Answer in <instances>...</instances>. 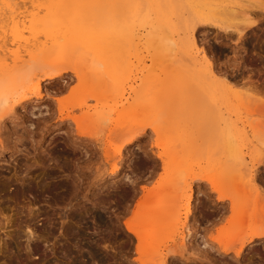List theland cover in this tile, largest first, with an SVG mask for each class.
Masks as SVG:
<instances>
[{
    "label": "rangeland",
    "instance_id": "374dc122",
    "mask_svg": "<svg viewBox=\"0 0 264 264\" xmlns=\"http://www.w3.org/2000/svg\"><path fill=\"white\" fill-rule=\"evenodd\" d=\"M173 1L139 0V28L136 18L132 19L133 24L130 23L132 17L126 18L129 22L125 24V33H129V39L125 36L127 41L124 40L121 50L114 54L116 60L111 57L115 62L112 63L114 74L111 70L104 71L106 74H97L96 79L90 66L92 80L85 70L94 57L90 51L83 50L84 53L68 46L67 52L63 49L61 53L62 48L53 41L48 40V44L53 45L44 43L47 57L52 58L60 51L66 73L56 81L58 84L43 81L42 99L34 95L27 97L22 104L15 105V114L2 123L0 218L3 219L0 220L9 218L11 221L6 229H0V264H141L139 257L148 260L149 252L139 255L137 239L125 226L126 220L136 223L139 203L156 207L177 203L180 205L178 219L183 221L175 231L176 243L180 241V230L186 228L192 232L186 240L185 256L174 254L166 264H203L201 259L219 264L218 252L214 246L210 248L212 238L228 241L244 232L264 231V219L263 222L256 221V218L262 219L260 215L264 217L263 214L246 224L239 223L236 218L233 220L228 209L224 217L217 216L219 214L214 212L222 210L220 208L228 201L223 205L219 203L217 192L206 182L208 177L216 183L223 169L217 163L222 144L210 122L222 112L232 120H238L233 106L229 105H237L245 90L255 97L252 104L264 107V18L257 17L256 25L243 36L232 30L223 32L215 26L224 15L221 18L211 15L206 23L202 26L197 23L192 31L195 20L199 19L193 17L191 0ZM29 5H25V12L21 9L24 13L21 15L26 13L27 18L32 12ZM194 9L202 12V7ZM10 26L8 21L0 23V58L5 50L13 47ZM191 34L195 48L187 40ZM39 39L42 41L44 37ZM77 51L79 53L75 54ZM108 60L106 63L111 67ZM206 62L216 71L214 78L208 72ZM94 63L102 69L101 63ZM84 64L86 77L83 81L72 67L79 66L83 70ZM178 79L182 84L186 80L185 86L189 84L186 89L183 86L184 90L198 93L197 96L203 94L200 97L203 99L200 108L203 116L196 115L199 97L189 102L185 109L181 108L182 111L180 108H174L176 112L174 109L154 110L157 99L168 91L178 90L177 86L181 84ZM162 88L165 89L163 93L160 92ZM213 91L218 96L229 95L232 101L227 104L215 99ZM92 92L94 96H91ZM84 93L90 95L88 108H69L70 111L74 109L73 115L78 117L80 127H77L76 119L65 120L60 116L59 107L69 106L72 101L80 102L88 95ZM114 95L116 98H112ZM97 96H103L105 100L99 97L98 102ZM243 105L241 111H245ZM244 115H240L238 128L248 121ZM158 122H169L164 127L165 133H160L161 129L153 131L152 127ZM131 132L136 134L135 138ZM171 149L179 152L175 159L170 158ZM114 164L117 167L112 174ZM259 175L263 181H257L264 192L263 167ZM22 177L26 179L25 184L20 181ZM188 195L190 198L186 199ZM186 202L191 208L187 217L184 213ZM135 223L143 236L150 239L172 232L163 224ZM26 224L34 235L26 234ZM186 230L183 232L187 233ZM5 232L9 237L4 235ZM192 253L199 256V260H187ZM232 256L231 253L222 257L224 264H264V237L245 246L239 258Z\"/></svg>",
    "mask_w": 264,
    "mask_h": 264
},
{
    "label": "bare ground",
    "instance_id": "6f19581e",
    "mask_svg": "<svg viewBox=\"0 0 264 264\" xmlns=\"http://www.w3.org/2000/svg\"><path fill=\"white\" fill-rule=\"evenodd\" d=\"M0 1L2 3V7L0 8V23L5 21L10 22L11 26L9 27V33L13 40V44H12L13 47L8 50H5V52L3 53V57L0 58V135H2L1 131H3L2 129H4L2 127V123H4L3 121L9 118L12 114H15L14 113L16 111L15 105L17 104L20 105V103L22 104L25 100H27V97L29 98L31 97V95H34L38 99L39 97L40 99H42L41 98L43 97L41 92L42 82L47 81L48 83H52V82L56 83L58 79L63 78L65 76L66 70L64 65H62L63 61L60 58L61 56L60 54L63 53L62 52L63 49L68 48V46L71 49L72 46V48L75 50L80 49L82 51L85 50L86 52L90 51V53L94 55V57H92L93 59L90 58L91 61L90 64H88L89 67L86 66L85 69V65L87 64L86 63L84 64L83 70L79 68V66L72 67V70L73 72H75L76 76L79 79H83L86 77V73L84 69L86 71L88 70L87 71L88 72L87 76H88L90 70H92V69L89 70L91 66V68L94 69V71L91 73L92 74L94 73L93 75L95 76H93L90 73V78L92 75L97 79V74L104 73V71L109 72V70H111L112 72V73L110 72L111 74L115 73V71H112L113 69L112 63L113 65L115 64V62H113L115 59L114 54H117L121 50L124 40L127 41L129 39V38L127 39L129 33L127 35L125 33L126 32L125 30L127 29L125 24L128 21L126 20V18L128 17L127 19H129L132 17L130 23H132L133 18H136L135 22L137 23V26L139 28V0H0ZM27 1L28 3H30V5L27 3ZM189 3L191 4L192 7V13H194L193 17L199 19V20H195L191 29L192 31L195 29L197 23H201V26L203 25V23H206V21L209 19V16L216 15V17L221 18L224 15L223 17L225 18L222 17V19L223 20L226 19V20L225 21L220 20L221 22H217L218 25L215 26H217L218 29L220 30L222 29L223 32L228 33L229 31L232 30L238 36H243L248 30H250L256 25L255 19L257 17H259V19L260 17L264 18V0H191ZM25 5L27 6L29 5L30 7L32 6L31 8L32 12L29 14L28 18H27L28 15H26V13H25L26 16L21 15L23 13L21 9L22 8L25 9ZM195 7H202V12L195 10L194 9ZM25 11L26 9L24 10V12ZM218 13L220 16L217 15ZM188 33L190 32L188 31ZM41 36H43L45 39V40L43 39L44 41L42 40L43 42L39 39L41 38ZM125 36L127 40L125 39ZM164 39L166 40V38H163V40ZM48 40L53 41L55 45H57V47L60 46L62 48V49L59 48L60 51L62 50L61 53L59 51V53L57 55L55 54V56L53 55L52 58L47 57L44 52V47L47 46V45L44 46V43L47 41L48 44ZM187 40L190 41L192 46L195 48L196 43L194 36L192 34L188 36ZM65 43L66 46L64 47ZM67 50L68 49H66V52ZM201 52L203 53L202 49ZM78 53L79 52L77 51L75 54ZM72 56H74V54ZM202 56L205 57V54L203 53ZM111 57L113 61H111ZM108 59H110L111 67L108 65L109 63L108 64L106 63L109 61ZM92 61L93 63L94 61H97L98 64L101 63L102 69H99L101 67L97 68L99 65L97 64L98 66H96L95 63L94 64L91 63ZM206 63H207L208 72L210 73L211 77L214 78L216 76L215 74L216 71L213 69V67H211V63L208 62ZM123 65L125 66V64ZM107 66H109L107 68L108 71L107 69H104ZM98 70H102L103 72ZM106 72L104 74H106ZM183 77L184 76H182L181 78ZM180 79L178 80L180 81ZM31 81L34 82L30 86H28L27 83ZM184 82L183 84L181 83V81L179 82L181 83L180 86L182 85V87H180L179 85H178L179 87L177 86L178 90L180 89L179 91L178 90L176 92L168 91L167 93L163 94V96L161 95L162 97L160 96L161 99L159 98V96H157V98L159 99H157L156 100L157 102H155L156 106L154 110L155 109L158 111L160 109L173 110L174 108H180L179 110H181V108L185 109V106L189 102L196 101V99L199 97L196 103L198 107L197 110L200 113L197 112L196 115L199 116L202 115V110H200V108H201V100L203 99L200 100V97H202L201 95L203 94L197 96L198 93L189 90H184L187 87H189L188 86L189 84L186 83L187 86H185ZM87 83L88 80L86 84ZM183 86H185L184 89ZM247 87L251 88L250 86ZM163 88L161 91L160 89L158 90L163 93V91L165 90ZM91 91L89 92L91 93ZM14 92H16V95H14L15 94ZM145 93L143 94L145 95ZM87 94L84 93V95ZM151 95L149 92V96ZM205 95H209V94H205ZM91 96H94V94ZM103 96L101 97L99 96L100 98L97 96L96 98L97 99L99 98L100 100L102 99L105 100V98H102ZM214 96L215 99L218 100L220 99L221 102L227 104L230 101H232L229 95L226 94L222 96H218V94L216 95L214 94ZM84 97L85 98H83V100L81 99L80 102L78 103H73L72 101L73 104L71 103V105L69 106L65 105L59 107L60 109L59 108L58 109L61 110L60 112H62L60 116L65 120L66 119L75 120L76 118L78 119V117L75 118V116L73 115L74 109L70 111L69 108H75V106H77L80 110L84 108H88L87 100L90 97V95L88 94L87 96ZM104 97L108 98L107 95H105ZM114 97L115 95L112 98ZM124 98L126 99V97ZM254 98L255 97H253L251 93L245 90V92L242 93V98H239V103L237 105H233V104L229 105V106H233L232 110H234L236 112V115H238V120L241 119L240 115L245 114L244 115V117L246 116L245 120L248 121L247 123L244 122L242 127L238 128V125H236L238 124V120H236L237 118L234 119L236 121L235 122L234 120L229 118L230 116L228 117L225 116L223 112L221 114L219 113L220 115H218V118L216 117L215 120L210 122V125L217 132V136L219 137L218 141H220V143L222 144V151L220 152V154L218 153L219 156L217 157V163H220L223 169L222 172H220V174L218 175L219 179L217 178L218 181L216 183L213 182L208 177L206 178V182L210 183L212 189H214L217 192V200L219 203L221 202L223 205L225 202L228 201L227 205H224L220 208L222 210L219 211L218 209V211L214 213H216V215L219 214L217 216L222 218L226 215V212L230 211L232 219L233 220H235V218L238 219L239 220L238 222L241 224L244 223L246 224V222H248L250 219H254L255 216L259 217L258 215L260 214L264 215V200H263L264 192L259 186L257 181V180L263 181V177H261L259 173L261 167L264 168V154L262 155V152L264 153V107H260V106L258 107V105L252 104L255 102ZM99 99L97 100L98 102L100 101ZM151 101H153V99ZM183 102L185 104H183ZM129 103L130 102H128V104ZM143 103L144 102H142V104ZM242 104H244L243 106L245 107L244 108L245 111L243 110L241 111ZM152 105L154 106V102ZM246 107H248L249 109H247ZM175 110L176 109H174V112H176ZM206 111L207 110H205V112ZM81 118L82 116L80 117V119ZM77 119L75 120L76 121L75 124L77 123V127L78 126L80 127V124H78L79 122H77ZM172 120L173 119H171V121ZM181 120L183 121V118ZM168 123L169 122H161V123L158 122V124L153 126L152 129L154 132H157L161 129L160 133H162V131L163 133H165L164 127H166ZM82 133L83 134L86 133L87 135L90 132H81V134ZM131 134L133 135V138L136 137L135 133L131 132ZM182 134L184 133H181V135ZM0 145L3 146L2 140H0ZM177 145H175L174 147H177ZM242 145L244 147H242ZM173 150L171 149V151H169L170 158L174 157L175 159L179 155L178 154L179 152L177 153L179 149L178 148L176 149L177 150L175 151L176 153L172 152ZM172 153L174 154L172 155ZM160 158L163 160L162 156H160ZM112 166H113L112 169L113 170L112 174H113L115 172L114 169L117 166L115 164ZM25 180L23 177L20 179L21 183L24 184H25ZM190 190L191 188H189V191ZM189 198L190 195L186 197V199ZM158 207L148 206L146 204L142 206L141 203L137 204L136 210L138 208L139 209L136 212L139 213L140 218L138 216V218L137 219L135 218L134 221H136L137 225H141L140 223H138L139 221L142 223L166 225L167 226L166 229H172V232L170 233L168 232L167 235L150 239L148 237L143 236L142 232L139 231V226L138 227L134 226L135 222L130 220L125 221V226L127 230L131 232L137 239L136 249H138L137 252L139 253V255H141L143 252H147V251L149 252L148 260H142L141 259L142 257L141 256H140L141 258L139 257L141 264H166L167 259L169 257L173 256L174 254L185 256V253L188 250L186 240L187 237H190L192 234L190 229L186 230V228H184L187 231V233L183 232L185 230L183 231L180 230L181 236L179 238L180 240L179 244L176 243L177 239L175 238V231L177 230L180 222L183 221L182 219L181 220L178 219L179 218L178 212L180 210V205H177V203L176 205L172 204L170 206L169 205L166 206V204L164 205L162 204V206L160 205ZM184 209H185L184 212L185 217H187V214L191 210L188 202H186ZM260 217H262V219L260 218L261 220L259 218H256L257 223H259V221L263 222L264 217L262 215H260ZM138 219L140 220L138 221ZM10 221L11 220H9V218H4V220H0V229H6L10 224ZM262 222L260 223L263 225L264 222L263 223ZM29 225L26 224L25 227L27 233L26 232L25 233L32 235L34 232H32L31 230L32 228L30 229ZM255 225L256 224H254V227ZM247 226L250 225L247 224ZM259 226L260 224H258V227ZM181 227L183 228V226ZM5 233L4 235L9 237L8 236L9 234L7 235V233L6 234ZM262 237H264V231L253 230L250 232L248 231L241 233L237 237L234 236L233 239H230L228 241H223L221 239L213 240L212 238L211 241L212 246L210 248L213 249V246L215 247L214 250L216 253L218 252V255L220 257V259H218L217 262L219 264H224V262L222 261L223 259L222 257H225L232 253L234 255L232 257L239 258L245 246L249 245V243L251 244V242L255 241L256 239ZM27 238L30 237L28 236ZM235 244H237L238 246H236ZM176 245H178L179 248L175 249ZM196 258L199 260V256L197 255L194 256L193 254L192 256L187 257V260L195 261ZM200 261H202L201 263L203 264L206 263L215 264L209 261L204 262L202 259Z\"/></svg>",
    "mask_w": 264,
    "mask_h": 264
}]
</instances>
